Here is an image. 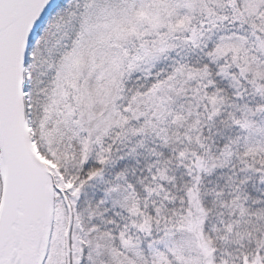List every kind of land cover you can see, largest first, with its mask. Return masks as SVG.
Returning a JSON list of instances; mask_svg holds the SVG:
<instances>
[{
    "label": "snow or ice",
    "instance_id": "snow-or-ice-1",
    "mask_svg": "<svg viewBox=\"0 0 264 264\" xmlns=\"http://www.w3.org/2000/svg\"><path fill=\"white\" fill-rule=\"evenodd\" d=\"M0 264H264V0H0Z\"/></svg>",
    "mask_w": 264,
    "mask_h": 264
}]
</instances>
